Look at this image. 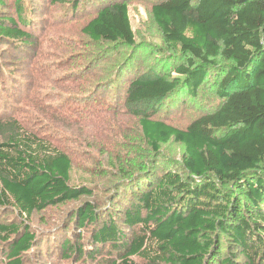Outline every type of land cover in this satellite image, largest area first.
I'll use <instances>...</instances> for the list:
<instances>
[{
    "label": "trees",
    "instance_id": "16d2710c",
    "mask_svg": "<svg viewBox=\"0 0 264 264\" xmlns=\"http://www.w3.org/2000/svg\"><path fill=\"white\" fill-rule=\"evenodd\" d=\"M4 1L0 43L23 56L35 42L28 30L36 28L35 9L28 2L39 3L13 0L9 15L1 9ZM51 1L68 2L74 13L89 3L96 14L83 24L85 35L114 47H138L126 1ZM151 13L170 50V69L154 77L132 74L124 85V79L117 81L128 66L122 65L95 85L117 84L113 104L123 95L152 153L170 140L181 143L180 169L153 174L154 158H145L143 150L140 161L128 160L127 167L114 159L96 166V174L113 177L110 189L117 190L106 219L91 233L92 244L123 248L109 264H264V0H156ZM209 77L218 102L185 128L153 117L162 107L175 111ZM0 130V207L10 204L25 222L35 212L93 195L86 179L72 182V158L52 140L16 119ZM99 219L89 201L73 209L63 228L80 229ZM35 237L26 224L0 223L5 262L22 264L34 243L36 248L44 241ZM75 237L80 241L81 235ZM83 253L66 236L55 249L65 260Z\"/></svg>",
    "mask_w": 264,
    "mask_h": 264
},
{
    "label": "rangeland",
    "instance_id": "374dc122",
    "mask_svg": "<svg viewBox=\"0 0 264 264\" xmlns=\"http://www.w3.org/2000/svg\"><path fill=\"white\" fill-rule=\"evenodd\" d=\"M35 1L39 4L28 2L35 9L31 18L36 19V28L28 29L35 40L31 49L22 56L15 47L0 43V126L16 119L27 130L52 140L54 147L72 158V182L86 179L95 190L92 196H81L79 200L35 212L25 219L26 223L8 204L0 207V223L26 224L35 238L44 240L36 248L34 243L24 254L22 264H109L123 255V248L92 244L91 233L106 219L112 208L110 199L117 189L111 191L109 181L113 177L96 174V166L114 159L125 167L128 160L140 161L139 154L143 150L145 158H154L150 166L152 173L160 175L168 169H180L183 154V145L174 140L162 144L156 153L148 150L139 136L137 116L127 110L123 95L113 104L117 84L105 88L95 85L109 78L122 64L129 67L117 75L118 83L124 79V85L132 74L154 77L170 69L166 65L171 61L170 50L164 45L152 18L151 6L156 0H124L138 43L135 50L114 47L105 41L95 42L81 31L83 24L96 14L89 3L81 4L74 13L68 2ZM4 2L1 9L12 15L13 0ZM214 87L209 77L196 94L189 96L175 111L162 107L153 117L185 128L194 117L218 102ZM107 169L113 171L109 166ZM120 192L119 197L124 198ZM89 201L95 205L101 219L84 228L69 227L64 231L63 225L67 222L63 221H68L73 209ZM78 234L80 241L75 243ZM65 236L82 246L81 258L73 255L65 260L55 255L58 241ZM46 247L48 254L44 251ZM0 249L3 250H0V264H9L4 258L6 248L0 244ZM130 258L145 262L137 256Z\"/></svg>",
    "mask_w": 264,
    "mask_h": 264
},
{
    "label": "water",
    "instance_id": "95a60500",
    "mask_svg": "<svg viewBox=\"0 0 264 264\" xmlns=\"http://www.w3.org/2000/svg\"><path fill=\"white\" fill-rule=\"evenodd\" d=\"M122 65H123V64H122ZM122 65H121V66H122ZM119 67H120V66H118V68H117V69H119ZM138 174H141V173H139V172H138V173H136V174L133 176V178H135V177H136ZM119 183H120V182H118V184H119Z\"/></svg>",
    "mask_w": 264,
    "mask_h": 264
}]
</instances>
